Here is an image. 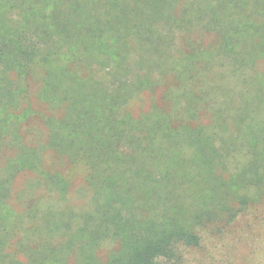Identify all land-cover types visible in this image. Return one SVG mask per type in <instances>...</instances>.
<instances>
[{
    "label": "trees",
    "instance_id": "16d2710c",
    "mask_svg": "<svg viewBox=\"0 0 264 264\" xmlns=\"http://www.w3.org/2000/svg\"><path fill=\"white\" fill-rule=\"evenodd\" d=\"M263 201L264 0H0V264H165Z\"/></svg>",
    "mask_w": 264,
    "mask_h": 264
},
{
    "label": "rangeland",
    "instance_id": "374dc122",
    "mask_svg": "<svg viewBox=\"0 0 264 264\" xmlns=\"http://www.w3.org/2000/svg\"><path fill=\"white\" fill-rule=\"evenodd\" d=\"M39 71L34 76L38 83ZM37 82L34 78L30 81L32 95L37 91ZM50 160L59 168L66 167L72 178L68 198L75 203L85 202L86 198L77 191L83 184V167H69L55 156ZM27 178L18 180V191L26 185ZM196 231L201 238L200 246L182 247L180 257L165 264H264V201L240 211L229 224L205 222Z\"/></svg>",
    "mask_w": 264,
    "mask_h": 264
}]
</instances>
